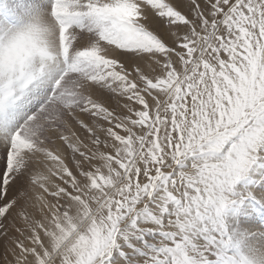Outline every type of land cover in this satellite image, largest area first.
Segmentation results:
<instances>
[{"label":"snow or ice","instance_id":"6c2138e0","mask_svg":"<svg viewBox=\"0 0 264 264\" xmlns=\"http://www.w3.org/2000/svg\"><path fill=\"white\" fill-rule=\"evenodd\" d=\"M0 264H264V0H0Z\"/></svg>","mask_w":264,"mask_h":264}]
</instances>
